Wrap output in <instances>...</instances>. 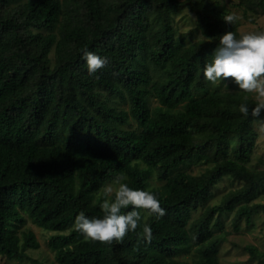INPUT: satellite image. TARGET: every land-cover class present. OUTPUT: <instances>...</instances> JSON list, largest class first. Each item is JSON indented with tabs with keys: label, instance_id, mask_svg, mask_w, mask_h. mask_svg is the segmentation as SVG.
Listing matches in <instances>:
<instances>
[{
	"label": "trees",
	"instance_id": "16d2710c",
	"mask_svg": "<svg viewBox=\"0 0 264 264\" xmlns=\"http://www.w3.org/2000/svg\"><path fill=\"white\" fill-rule=\"evenodd\" d=\"M17 1L0 0V255L52 264L30 255L39 242L31 229L19 233L26 213L51 233L57 264H189L178 256L191 248L192 264H222L220 215L233 212L237 229L264 214V200L253 201L264 168L247 165L258 133L239 111L264 99L211 86L203 75L219 37L241 34L238 21L223 20L232 12L210 0ZM186 8L195 25L180 32L174 16ZM250 8L264 13V0ZM194 30L205 37L190 42ZM85 49L107 58L95 74ZM150 96L159 102L152 108ZM262 117L264 110L255 119ZM130 119L137 128L124 126ZM195 162L204 170L187 171ZM117 175L152 191L166 211L156 220L140 210L150 244L141 229L111 243L75 229L81 211L102 218L105 183ZM152 175L159 186L149 184ZM224 176L241 185L205 206ZM243 248L264 264V251Z\"/></svg>",
	"mask_w": 264,
	"mask_h": 264
},
{
	"label": "clouds",
	"instance_id": "9594fccd",
	"mask_svg": "<svg viewBox=\"0 0 264 264\" xmlns=\"http://www.w3.org/2000/svg\"><path fill=\"white\" fill-rule=\"evenodd\" d=\"M223 3V0H221ZM241 19L236 13L224 15L226 24L232 25ZM84 61L89 74H95L107 64V58L94 52L83 50ZM204 78L212 83L222 78L231 77L240 90L247 93H256L259 98H264V31L241 33L236 38V33L225 32L219 37V45L213 52L212 59L203 66ZM264 110V101L251 107L242 103L239 111L245 118L251 115L258 130L264 132V119H255ZM127 178L117 175L113 184L117 187L106 186L104 199L100 207L102 218H89L81 211L75 217V229L82 233L85 239L99 242H122L129 232L141 229L142 239L151 243L152 229L147 223L142 222L140 210H147L149 216L156 220L166 215L165 209L152 191L133 189L124 181ZM124 209H129L123 211Z\"/></svg>",
	"mask_w": 264,
	"mask_h": 264
},
{
	"label": "rangeland",
	"instance_id": "374dc122",
	"mask_svg": "<svg viewBox=\"0 0 264 264\" xmlns=\"http://www.w3.org/2000/svg\"><path fill=\"white\" fill-rule=\"evenodd\" d=\"M18 0L17 2H21ZM214 2L217 6L227 9L232 13H236L241 19L238 21V29L241 33H247L252 31H264V13H256L250 6L253 5V0H245L247 4H238V0H210ZM256 1V0H255ZM15 2L12 3L14 5ZM250 5V6H248ZM244 12L253 15L254 21L247 20L244 17ZM174 23L180 32H186L195 25V17L188 8L184 9L182 12L174 16ZM205 37L204 34L199 30H194L189 36L188 40L193 42L199 38ZM210 82V81H209ZM211 86H220L224 90H240L237 83L231 78H225L223 81H217L216 83L210 82ZM251 97L256 99L259 98L256 93H249ZM117 106L126 109L128 107L127 102L120 100L119 97H115L113 101ZM158 101L155 97H149L150 107L158 105ZM264 119V117L259 118ZM127 128H137L136 122L133 119L129 120L128 124L124 125ZM254 128L258 133L256 138L255 146L251 152L250 159L247 165L253 169L264 168V132L258 130L257 125L254 123ZM205 164L201 162L192 163L186 169L191 173H198L204 170ZM149 184L151 186H159L160 181H158L154 175L149 178ZM241 185L232 179L230 176H224L219 183L215 186L213 191V196L205 203L206 205H212L218 203L225 192L229 189H234ZM106 186H112L114 189L117 187L113 184V180L107 181ZM264 200V189L257 195L253 201H263ZM200 206V208L194 211L192 214L193 218L197 217L199 212L205 207ZM26 218L24 225L19 227V233L23 230L31 229L34 231L37 240L39 242L38 249H28L30 255L36 258H45L47 262L52 264H57L54 260V253L49 244V238L51 233L45 231L44 229L38 227L34 221L24 213ZM233 212L222 213L220 215V220H222V228H214V234L220 232L223 233V240L219 242L216 256L222 264H260L257 260L252 259L248 251L243 248L245 245H253L259 250L264 251V214L262 212L256 213L252 217L250 223L242 221L239 228L235 229L232 225ZM195 256V250L191 248L188 252H182L178 258L187 259L189 264L193 263V258ZM0 264H35L30 262L28 259L23 260H10L5 256L0 255Z\"/></svg>",
	"mask_w": 264,
	"mask_h": 264
}]
</instances>
